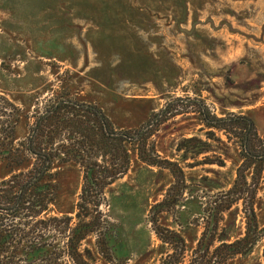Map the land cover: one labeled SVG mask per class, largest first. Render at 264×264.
Wrapping results in <instances>:
<instances>
[{
    "label": "rangeland",
    "instance_id": "374dc122",
    "mask_svg": "<svg viewBox=\"0 0 264 264\" xmlns=\"http://www.w3.org/2000/svg\"><path fill=\"white\" fill-rule=\"evenodd\" d=\"M0 93L34 112L48 96L66 95L97 104L118 130L145 125L174 97L198 98L218 117L245 115L264 134V0H0ZM191 111V110H190ZM31 122V121H30ZM29 122V124H30ZM28 124L16 135L23 139ZM198 114L189 112L160 124L150 138L156 152L178 162L186 190L174 210L159 215L161 225L185 240L188 258L203 230L209 195L227 190L241 162L238 147L216 131L209 150L195 156L224 165L198 164L178 152L190 137L206 138ZM127 174L106 190L116 225L112 262L96 254V264H158L169 252L151 228L149 209L161 201L173 178L131 154ZM59 190L50 214H71L81 188L72 164L51 169ZM5 171L0 168V180ZM264 226V169L255 199ZM227 239L244 232L241 205L225 214ZM264 241L229 264H264Z\"/></svg>",
    "mask_w": 264,
    "mask_h": 264
},
{
    "label": "trees",
    "instance_id": "16d2710c",
    "mask_svg": "<svg viewBox=\"0 0 264 264\" xmlns=\"http://www.w3.org/2000/svg\"><path fill=\"white\" fill-rule=\"evenodd\" d=\"M191 110V111H190ZM195 112L206 127V138L181 140L176 150L194 160L186 166L218 164L221 159L195 156L209 150L216 131L239 149L241 162L227 190L209 195L203 208V230L191 251L188 264H229L251 253L264 241V226L255 213V199L264 169V134L245 115L216 116L198 98L174 97L145 124L134 130H118L97 105L66 95H51L33 113L0 93V264H96L93 250L84 241L94 238L96 254L112 262L116 225L111 221L107 188L124 177L131 167V154L149 166L167 169L173 183L164 198L149 209V222L156 237L169 252L158 264H182L187 246L184 238L159 222V215L172 211L186 190L184 168L162 158L149 141L156 128L171 117ZM31 121V122H30ZM27 123L28 134L16 135ZM30 122V124H29ZM76 165L81 188L71 214H50L59 186L51 169L56 164ZM241 205L244 232L227 239L221 222L232 208ZM264 262V245L262 252Z\"/></svg>",
    "mask_w": 264,
    "mask_h": 264
}]
</instances>
